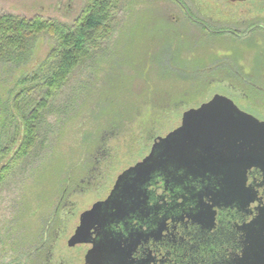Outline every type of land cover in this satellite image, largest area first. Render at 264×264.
Returning <instances> with one entry per match:
<instances>
[{
  "label": "rangeland",
  "instance_id": "1",
  "mask_svg": "<svg viewBox=\"0 0 264 264\" xmlns=\"http://www.w3.org/2000/svg\"><path fill=\"white\" fill-rule=\"evenodd\" d=\"M120 1L112 40L77 68L49 109L48 139L0 188V264H40L49 244L51 264H82L86 247L70 244L81 215L104 201L118 178L150 154L158 138L181 127L185 112L221 95L264 119V30L244 35L252 23L264 26V0ZM85 5L86 0H0V15L72 24ZM167 15L187 32L188 50L182 58L189 63L187 73L177 67L169 74L159 69L162 52L156 37L161 32L154 24ZM212 21L229 34L215 35ZM124 31L126 43L118 47ZM135 31L145 33L147 46L137 44L131 52ZM51 47L49 39L39 40L35 58L44 59ZM151 56L158 60L154 65ZM123 63L135 75L122 72ZM133 79L141 81L132 84ZM188 79L194 87L188 85L186 93ZM176 92L185 93L189 102L171 104ZM92 151L94 166L82 177ZM60 170L70 176L66 189Z\"/></svg>",
  "mask_w": 264,
  "mask_h": 264
},
{
  "label": "trees",
  "instance_id": "2",
  "mask_svg": "<svg viewBox=\"0 0 264 264\" xmlns=\"http://www.w3.org/2000/svg\"><path fill=\"white\" fill-rule=\"evenodd\" d=\"M119 6L120 0H86L80 16L72 24L43 17L29 19L15 14L0 15V163L8 158L0 169V187L48 139L46 125L50 107L77 68L112 40ZM154 25L156 32H161L156 37L157 51L162 52L159 69L169 74V70L177 67L187 73L189 63L182 61V58L188 50L189 39L183 24L174 16L167 15L155 20ZM127 34V31L121 34L118 47L126 43ZM132 36L131 52L137 44L147 46L145 33L135 31ZM44 38L52 42V47L41 60L35 57L39 52L38 41ZM157 61L155 56L149 58L150 65ZM29 66L31 68L28 70ZM119 66L122 72L129 70L130 74L135 75L134 70L124 63ZM136 80L133 79L132 84H136ZM186 83L183 92L188 93L187 86L193 88L194 83L189 79ZM186 98L185 93L176 92L169 102L184 105L189 102ZM93 151L89 156L90 166L82 177H87L92 171L94 165L91 162L96 160ZM59 174L60 180L66 181V184H62L66 189L70 176H66L62 170Z\"/></svg>",
  "mask_w": 264,
  "mask_h": 264
},
{
  "label": "flooded vegetation",
  "instance_id": "3",
  "mask_svg": "<svg viewBox=\"0 0 264 264\" xmlns=\"http://www.w3.org/2000/svg\"><path fill=\"white\" fill-rule=\"evenodd\" d=\"M210 24L213 30L218 29L217 22ZM250 25L245 36L260 28L264 30V26ZM225 32L229 34L227 30H217L214 34ZM238 169L234 165L216 168V172L234 175ZM245 173L247 186L256 193L254 203L247 207L239 201L212 200L220 190L221 178L194 179L185 171L173 169L154 175L142 187L145 196L132 198L123 211L110 206L104 211L108 213L106 218L94 223L86 241L79 244L87 249L82 264H240L245 241L242 228L256 221L264 208L261 169L253 168ZM51 249L49 244L40 264H51Z\"/></svg>",
  "mask_w": 264,
  "mask_h": 264
},
{
  "label": "water",
  "instance_id": "4",
  "mask_svg": "<svg viewBox=\"0 0 264 264\" xmlns=\"http://www.w3.org/2000/svg\"><path fill=\"white\" fill-rule=\"evenodd\" d=\"M182 122L174 132L158 138L150 154L118 178L106 201L98 202L81 215L80 227L70 244L86 241L94 223L101 217L106 218L110 206L123 211L132 198L145 196L142 187L154 175L169 169L185 171L194 179L221 178L220 190L212 200L239 201L245 207L254 203L256 193L247 186L245 172L260 168L264 177V122L241 111L233 101L221 95L185 112ZM234 165L239 167L234 175L216 172V168L227 169ZM259 214L256 221L242 228L245 241L240 264H264V208Z\"/></svg>",
  "mask_w": 264,
  "mask_h": 264
},
{
  "label": "bare ground",
  "instance_id": "5",
  "mask_svg": "<svg viewBox=\"0 0 264 264\" xmlns=\"http://www.w3.org/2000/svg\"><path fill=\"white\" fill-rule=\"evenodd\" d=\"M206 88V87H205Z\"/></svg>",
  "mask_w": 264,
  "mask_h": 264
}]
</instances>
